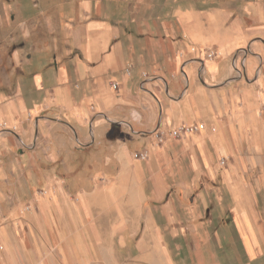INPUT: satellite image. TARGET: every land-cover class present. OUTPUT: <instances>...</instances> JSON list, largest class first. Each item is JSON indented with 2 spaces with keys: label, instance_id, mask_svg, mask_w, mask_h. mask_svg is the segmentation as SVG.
I'll use <instances>...</instances> for the list:
<instances>
[{
  "label": "crops",
  "instance_id": "0c3cea01",
  "mask_svg": "<svg viewBox=\"0 0 264 264\" xmlns=\"http://www.w3.org/2000/svg\"><path fill=\"white\" fill-rule=\"evenodd\" d=\"M0 264H264V0H0Z\"/></svg>",
  "mask_w": 264,
  "mask_h": 264
},
{
  "label": "built area",
  "instance_id": "2783aa9c",
  "mask_svg": "<svg viewBox=\"0 0 264 264\" xmlns=\"http://www.w3.org/2000/svg\"><path fill=\"white\" fill-rule=\"evenodd\" d=\"M215 57V54L213 52H211L209 54V58L212 59ZM113 88L117 89L118 85L117 84H113ZM205 128L204 124H196V125H192V126H187V125H183L180 126L178 128H175L173 130H171L169 132L170 136L174 139H183L186 138L189 135L195 134V133H199L200 131H202ZM158 141L160 144H162L164 142V138L162 136L158 137ZM134 158L137 160H141V161H147L149 159V154L147 152H136L134 154ZM224 164V162H222Z\"/></svg>",
  "mask_w": 264,
  "mask_h": 264
},
{
  "label": "rangeland",
  "instance_id": "374dc122",
  "mask_svg": "<svg viewBox=\"0 0 264 264\" xmlns=\"http://www.w3.org/2000/svg\"><path fill=\"white\" fill-rule=\"evenodd\" d=\"M44 195H45V191L42 190V191L39 192V195H38V196H44ZM32 209H33V208H32L31 206H27L25 211H26L27 213H28V212H32ZM33 235H34V234H33ZM242 251H243V250H242ZM201 261L203 262L204 259L202 258Z\"/></svg>",
  "mask_w": 264,
  "mask_h": 264
}]
</instances>
